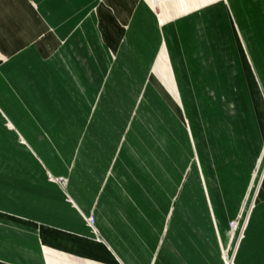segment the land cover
I'll return each instance as SVG.
<instances>
[{
  "label": "crops",
  "instance_id": "crops-1",
  "mask_svg": "<svg viewBox=\"0 0 264 264\" xmlns=\"http://www.w3.org/2000/svg\"><path fill=\"white\" fill-rule=\"evenodd\" d=\"M225 1L212 0L160 28L151 0H0V126L11 134L0 135V145L12 149L0 152V264H223L226 218L237 207L230 186L254 162V143L248 156L245 145L233 148L227 138L241 119L235 98L225 112L211 110L196 122L188 116L186 127L180 122L181 151L174 138L171 152L166 149L159 128L166 118L175 127V102L189 111L186 91L177 88L200 79L203 17ZM228 6L244 42H252L254 24L264 33V0ZM75 44L89 56L73 52ZM261 51L264 58L263 44ZM150 67L155 72L143 88ZM139 111L140 120L154 119L146 140L139 132L144 123L135 121ZM189 138L197 153L191 166ZM22 144L26 150L16 152ZM216 159L215 176L224 183L208 184L206 167ZM187 165L192 173L180 185ZM164 174L173 184L149 244L143 215ZM48 175H63L66 184ZM182 192L183 209L196 201L205 212L193 239L181 229L169 232V225L164 231ZM254 203L234 264H264V178Z\"/></svg>",
  "mask_w": 264,
  "mask_h": 264
},
{
  "label": "rangeland",
  "instance_id": "rangeland-1",
  "mask_svg": "<svg viewBox=\"0 0 264 264\" xmlns=\"http://www.w3.org/2000/svg\"><path fill=\"white\" fill-rule=\"evenodd\" d=\"M151 1L153 4L152 11L160 28H162L163 24L172 22L183 15L193 13L199 10L200 7L202 8L204 6L202 5L199 7V9H193L184 14H179L178 16H175L173 18L163 20L161 19V6L159 0ZM183 1L186 0H169L168 3L172 7L174 6L173 8H179L182 6V4L185 3ZM200 2H204V0H192V3ZM229 2L230 0H226L224 4L216 6L218 9L215 12L210 10L209 12H206L204 14V26L202 33L203 36L201 38L202 40L200 45L202 59L200 72L201 75H199L200 79H192L191 81H189L186 89H183L182 84L181 89L177 88L178 93L180 92L181 94H183V92L186 91V98L188 103L187 106L189 107V111L186 108L184 110L183 106L180 107V104H177V102H175V127H172V123L170 121L171 119L166 118L165 120H167V123H165L164 127L159 128V138H164L166 142V149L171 152L174 138L176 149H180L181 151L183 147L181 142L185 141L186 143V139H183L184 136L183 132L181 131V125L183 127L187 126L188 116L190 119H192V122H196L198 118L205 120L209 117H207V114L209 115V112L211 110L220 111L221 108H224L225 112L231 98H235V104L240 110L241 119L240 123L238 124L239 126H237L238 128L236 129V131L238 132L236 134L229 135V137L227 136V138H230V140L233 141V148L234 146H236L234 145L236 142L239 149L243 148V146L245 145L244 147L247 149L248 156H250V153L248 151H251V144L254 143V162L248 170L247 177L244 178L245 173L240 178L239 176H237L239 181L238 184L235 186H230L234 189V192L232 194L234 197L236 196L237 207L226 218L227 234L228 238H230V241L229 243H226V240L223 239L221 243L223 264H234L233 259L236 253V249L238 247L240 239L242 238L244 228L251 213L250 211L255 204H253V202L257 197V190L262 178L261 170H264V166H262V168L260 166L259 168L260 160L262 157H264V63L261 62L264 59L262 57L263 54L261 51V45H264V33L258 28V25L254 24V32L251 36L252 42L245 40V44L240 34L238 35V32L234 29L232 16L230 14V9L228 6ZM161 42L159 44L160 50L164 46L163 39ZM74 46L75 47L71 46L73 52L89 56V49H87V47H84L83 44H81L80 46L78 44H75ZM169 62V59H167V63ZM154 72L155 69L150 67V71L142 86L143 88L149 85V78ZM192 77L195 76H193L192 74ZM191 83L195 86L196 89H194V86H192ZM187 92H189V95L187 94ZM169 95L172 98V95ZM110 98L113 99L112 97ZM142 100L143 96L142 92H140V94L137 96L135 105L132 107V115H130L129 122L133 114L137 112L139 103H141ZM141 107L144 106L142 105ZM140 114L141 111L137 113L135 121H141L144 123L141 125L139 132L143 136L144 140H146L149 139V137L152 135L153 130H151L149 126L151 125V122H154V119L151 116L148 117L149 121L145 120V122L142 119L140 120ZM100 115L102 117L101 119L104 120H108L111 118L109 116L110 114L104 116V114L100 113ZM158 120L160 123L163 119ZM5 124L11 130L16 132L18 142H22L24 140V138L20 135L16 128L10 126V123L8 122H6ZM128 127L126 128L127 132ZM131 134L132 128L130 129V133L128 134V136H130ZM0 135L4 136L5 138H9L11 134L6 129L0 126ZM181 139L183 140L180 141ZM189 140V162L191 166L192 163L196 162L197 153L195 151L192 139L189 138ZM226 141H228V139ZM232 144L229 141V145L232 146ZM7 147V144L0 145V152L12 151V149H8ZM15 147L16 152L23 149L26 150L25 144L19 146L16 145ZM244 159L245 158H242V165L245 164L246 160ZM170 162L171 161H169V163ZM180 162H178L176 157L173 169L174 182H176L178 178V166ZM216 165V170L218 173H220L221 171H219L218 169L221 168V161L217 159L215 160L214 167H209V164L206 167V177L208 184L214 183V180H220L224 183V181L219 178L220 176H215L216 170H214V168L216 167ZM190 166L187 165L185 169H183L179 180L180 185H182L184 181L188 179L190 173H192ZM169 168L171 169L170 165ZM245 168V172H247L248 165H246ZM48 178L54 180L61 186H64L67 180V177L63 175H48ZM172 184L171 174H164V176L160 177V191L157 193V196L156 193H154L155 202H153V205H150L148 207L146 215H143L145 224L147 223L150 231V234H148L149 244L153 241L156 231L159 230V224L161 223L163 213L166 210V206L169 201V193H171L170 190ZM224 185L229 186L227 182ZM179 193L180 191H177L174 202L175 200H177ZM181 195V199H178L174 207H171V211L174 208V212L172 213L173 216L169 223L168 219L165 221L164 231H166V228H168L169 225V232L181 229L184 230L185 233H188L193 239L195 238L194 235L199 231L198 223L200 220L203 221L202 217H204L205 212L203 206L198 207V203L196 201L192 203V206H190L191 208L186 207L183 209L181 203V200L183 199V192L181 193ZM233 204L234 203L231 202V205ZM208 207V209H211L212 212V207L210 206V204L208 205ZM90 217L92 216L90 215L87 218L88 221ZM193 217L195 221H193ZM225 234L226 231L224 230L222 235L225 236Z\"/></svg>",
  "mask_w": 264,
  "mask_h": 264
},
{
  "label": "bare ground",
  "instance_id": "bare-ground-1",
  "mask_svg": "<svg viewBox=\"0 0 264 264\" xmlns=\"http://www.w3.org/2000/svg\"><path fill=\"white\" fill-rule=\"evenodd\" d=\"M168 1L167 0H159L160 6H161V19H163V20H167V19L173 18L175 16H178L179 14L185 13L186 11H190V10L197 8L203 4H206L212 0H204V2H200V3H192V0H186V1H183L185 3L182 4L181 7H179V8L175 7L177 9L173 8L174 6L172 7L168 3ZM151 3H152V1H151ZM152 8H153V4H152ZM260 166H261V168H262V166H264V157H262L260 160L259 168H260ZM259 170H261V169H259ZM261 174H262V178H261L260 184L262 182V179L264 178V170H261ZM260 184H259V186H260ZM258 189H259V187H258ZM253 204H254V202H253Z\"/></svg>",
  "mask_w": 264,
  "mask_h": 264
},
{
  "label": "built area",
  "instance_id": "built-area-1",
  "mask_svg": "<svg viewBox=\"0 0 264 264\" xmlns=\"http://www.w3.org/2000/svg\"><path fill=\"white\" fill-rule=\"evenodd\" d=\"M89 222H92V217H90ZM232 225H234V224H232Z\"/></svg>",
  "mask_w": 264,
  "mask_h": 264
}]
</instances>
